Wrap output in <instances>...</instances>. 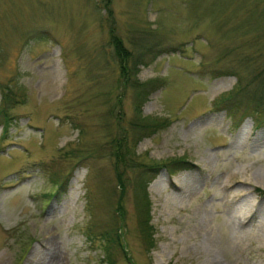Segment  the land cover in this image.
Segmentation results:
<instances>
[{"label":"rangeland","instance_id":"obj_1","mask_svg":"<svg viewBox=\"0 0 264 264\" xmlns=\"http://www.w3.org/2000/svg\"><path fill=\"white\" fill-rule=\"evenodd\" d=\"M110 31L141 54L127 82ZM263 67L264 0H0V264H109L115 228L112 264H264V112L217 107ZM112 139L187 161L145 193L127 161L122 220Z\"/></svg>","mask_w":264,"mask_h":264},{"label":"trees","instance_id":"obj_2","mask_svg":"<svg viewBox=\"0 0 264 264\" xmlns=\"http://www.w3.org/2000/svg\"><path fill=\"white\" fill-rule=\"evenodd\" d=\"M108 3H106L107 5ZM111 35V43L114 46L115 56L118 59L119 66L122 70V73L124 76V81L127 82L129 71L131 69L137 70V62L140 61L141 54L137 57H133V54L130 50L124 47L123 41L121 37L117 34L113 35V32L110 31L109 36ZM132 67H129V66ZM253 72V71H252ZM237 73V72H236ZM238 74V75H237ZM237 82L236 85L228 92L224 93L217 99V107L220 109H231V108H237V109H244V111H250L253 114H260L264 112V67L260 70L254 71V74L247 80V82L244 83V80H246L244 77L240 76L239 73H237ZM122 75V76H123ZM131 76V75H130ZM137 81H134L132 83V88L136 90V99L138 97L145 98L146 95L149 92V88H151L154 84L153 83H145L144 85H141V89H138L137 87ZM249 85V86H247ZM9 95L8 92L3 91L2 93V99L0 102V122L3 126V132L7 130V127L9 124H11L12 118L7 115V103H8ZM140 105V104H139ZM139 105H136L139 107ZM264 114V113H263ZM136 130V133L139 131L141 132L143 129L147 128V126L143 127L139 122L132 123ZM151 130V129H150ZM150 130H147L146 132H151ZM138 132V133H139ZM111 145L113 148L112 154L115 157L114 161V171L115 176L117 179V188H118V198L115 203V212L118 214L119 218L124 219L126 215V210L123 205V196H125V187L127 186V177L125 173V168L123 167L127 161H130L134 168H139L138 174L133 180L136 181V186L140 187L144 193L146 192V187L149 184L151 180L155 178L157 173L162 170H170L174 172L175 170H181L186 168L187 161L183 158H179L175 161H157V163L153 164H140L137 161L133 160L132 157L124 153V151L119 147L116 148L117 144L116 141L113 139L111 140ZM122 147V146H121ZM174 168V169H173ZM151 172L150 175H148ZM67 180L61 182V187L64 185V183ZM138 181V183H137ZM132 182V183H133ZM262 194H264V191L260 190ZM143 193V194H144ZM142 197V204L144 206V215L142 216L140 220L141 225V231L143 235L148 239L149 246H151L154 241L151 239V226H147L144 223L148 222V199L147 195L144 194V196L141 194ZM146 216V219L145 217ZM107 238L105 240H108L107 246L104 248V256L105 259H107V262L109 264H112L113 259L110 260L112 257V251L111 249H108L112 244L111 242L115 241V238L119 240V237L122 235V229L120 231V228L111 229L107 234ZM120 242V241H119ZM122 246V244H120ZM123 247V246H122ZM121 253L126 254L125 256L128 257V253L124 248H121ZM125 250V251H124ZM129 258V257H128Z\"/></svg>","mask_w":264,"mask_h":264}]
</instances>
